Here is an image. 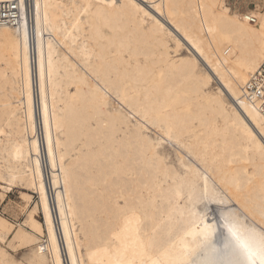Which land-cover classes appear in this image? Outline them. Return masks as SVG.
Masks as SVG:
<instances>
[{
    "label": "bare ground",
    "instance_id": "6f19581e",
    "mask_svg": "<svg viewBox=\"0 0 264 264\" xmlns=\"http://www.w3.org/2000/svg\"><path fill=\"white\" fill-rule=\"evenodd\" d=\"M19 1L18 27L0 26V179L38 200L24 224L0 216V240L19 232L34 264L131 260L146 233L164 246L178 239L190 210L219 218L222 206L196 200L200 170L264 222V115L241 97L264 58V11L229 14L223 0ZM169 40L188 55L172 56ZM129 111L171 135L177 166Z\"/></svg>",
    "mask_w": 264,
    "mask_h": 264
},
{
    "label": "snow or ice",
    "instance_id": "6c2138e0",
    "mask_svg": "<svg viewBox=\"0 0 264 264\" xmlns=\"http://www.w3.org/2000/svg\"><path fill=\"white\" fill-rule=\"evenodd\" d=\"M223 7L230 14L231 9L228 5L225 4ZM145 16H148V12H145ZM243 19L252 20L253 17L246 15ZM259 27L264 30V23ZM177 43L179 45V41ZM252 71L264 74V62L254 66ZM208 80L211 83L212 77L209 76ZM127 116L130 121L136 123L140 135L155 147L158 157L165 158L169 147H176L170 134L163 133L147 119H141L139 113L129 111ZM261 146L264 147V142ZM192 164L196 169H200L196 161H192ZM200 174L203 175V189L196 195V200L205 207L210 204L222 206L219 208V218L206 223L207 212L201 215L190 210L189 214L194 219L189 222L178 239L164 246L157 242L154 235L149 236L146 233L145 239L137 241L132 252L133 258L118 261L117 264H264V222H257L245 208L233 204L232 199L216 185L206 170H200ZM5 191L10 192L11 189ZM175 195L178 200L183 199V189H178ZM188 198L192 200L191 195ZM118 206L125 212V222L136 220L139 235L141 221L137 210L129 208L126 200L120 202ZM211 211L215 214L217 209ZM260 215L264 221V202ZM18 236L19 232L16 237L0 240V246L15 252L16 259L12 260L11 264H30L25 255L24 245L16 243Z\"/></svg>",
    "mask_w": 264,
    "mask_h": 264
},
{
    "label": "rangeland",
    "instance_id": "374dc122",
    "mask_svg": "<svg viewBox=\"0 0 264 264\" xmlns=\"http://www.w3.org/2000/svg\"><path fill=\"white\" fill-rule=\"evenodd\" d=\"M114 3H119V0H113ZM223 4H227L231 9L230 13L240 14L241 12L246 11H255L263 12L264 11V0H223ZM149 6V4H146ZM85 15L82 14V17ZM146 25V24H145ZM172 40H169L170 51L174 49L175 45ZM179 53V54H177ZM172 56H185L188 55L185 45L180 47L175 53L171 51ZM216 86L213 83L212 88ZM209 114V111H207ZM95 146V145H94ZM172 152V153H171ZM171 153V154H169ZM168 156L171 158L172 162L177 166V160L175 152L169 148ZM172 156V157H171ZM174 160V161H173ZM8 189L6 183L0 179V216L5 218L8 222L17 226L18 224H24L25 218L29 210H31L34 203L38 200L37 194L33 190L28 189L25 186L15 184L10 189V192L5 191ZM200 210L202 208H199ZM34 218L43 225L44 220L42 214L39 210L34 212ZM27 227V226H26ZM8 236L7 238H9ZM38 237H40L38 235ZM41 238V237H40ZM44 240V238H41ZM25 247V255L29 260L30 264H34L33 249L34 245L32 244H22ZM0 249L4 252V259L7 264H11V261L16 259L15 252L10 248H5L0 246Z\"/></svg>",
    "mask_w": 264,
    "mask_h": 264
},
{
    "label": "built area",
    "instance_id": "2783aa9c",
    "mask_svg": "<svg viewBox=\"0 0 264 264\" xmlns=\"http://www.w3.org/2000/svg\"><path fill=\"white\" fill-rule=\"evenodd\" d=\"M29 1L27 0V2ZM252 17L253 19L248 21L255 23L257 18L255 16ZM20 20L21 10L19 0L0 1V26L18 27ZM261 62H264V58ZM241 97L264 115V74L259 71L252 72L242 86Z\"/></svg>",
    "mask_w": 264,
    "mask_h": 264
}]
</instances>
